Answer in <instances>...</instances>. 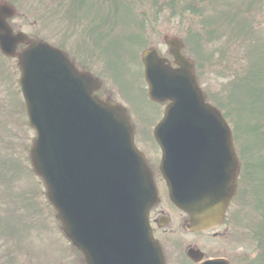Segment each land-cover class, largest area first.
<instances>
[{
  "label": "water",
  "instance_id": "water-1",
  "mask_svg": "<svg viewBox=\"0 0 264 264\" xmlns=\"http://www.w3.org/2000/svg\"><path fill=\"white\" fill-rule=\"evenodd\" d=\"M0 13V43L33 44L21 57L22 86L37 139L31 155L66 233L87 259L113 251L115 227H147L155 188L133 143L125 113L94 97L95 81L75 71L56 50L12 34ZM181 70L147 53L151 98L173 101L156 136L169 162L174 203L191 216L193 231L218 225L237 180L232 136L216 110L205 105L191 64L175 48ZM225 162H229L225 164ZM229 167L223 172L221 166ZM142 234L141 241L147 242Z\"/></svg>",
  "mask_w": 264,
  "mask_h": 264
},
{
  "label": "rangeland",
  "instance_id": "rangeland-1",
  "mask_svg": "<svg viewBox=\"0 0 264 264\" xmlns=\"http://www.w3.org/2000/svg\"><path fill=\"white\" fill-rule=\"evenodd\" d=\"M23 1L19 5L17 3H14V5L18 6V12L25 14L22 16H28V14L34 16L30 19V22H38L39 29L42 30V37L55 42V35L57 34V36L61 37L60 45L65 44L68 49L83 56L87 53L86 48L91 46L90 54L85 58L87 59V64L90 63L97 72L105 74L104 81L116 93L121 103L132 109L133 115L141 125L146 137L150 135L157 121L163 118L165 108L163 106L157 107L147 100L148 90L144 82V68L141 62V54L144 50L153 46L157 47L163 55L169 57L168 48L164 44V37L169 35L171 37L183 38L189 55L196 60L199 73L204 79H201L202 82L204 81L202 83L203 90L209 93L210 101L217 103L225 112L229 111L233 126L238 129L241 148H239V152L241 155L249 154L245 153V151H252L256 155L264 153L263 147L255 144L259 140L261 142L264 141V44L262 42V37L264 39V28L260 30L263 35L258 31L253 32L251 31L249 22L246 21L247 31L251 32L243 36H246L247 41L251 40V45L254 49H250L248 52L250 53V57L247 56V60L245 61L246 72L234 76V72L237 71L240 64L244 65L245 63H237L236 59L232 56V51L236 49L237 53L244 54L242 52L246 50L236 48L235 38L233 37L228 40V43H226L227 38L217 40L211 29H207L203 34H200L202 36H200V40L202 41V38H204L208 41L210 38H213V42L209 43L208 41L204 47H201L196 41L195 36H190L194 19L190 14H186L183 17L177 15L170 17L169 15L172 12L169 8L174 5L169 4L166 0H82L83 3H86V1L88 3L82 4L78 9L75 8V0ZM189 1L192 4H197V1L201 2V4L205 1L206 3L212 2L213 8L208 9L209 11L202 18L205 26V20L214 24L220 23L221 18H225L224 27L229 24L232 18L247 20L248 0H245V5H239V0H225V2H222L223 0ZM127 13L138 17L141 23L140 28L134 26V23L127 19ZM88 15L92 16L90 22H88L89 19L86 17ZM251 15L257 21H261L263 19L262 15H264V6L260 2H256ZM20 21L17 22L19 23ZM119 22L120 24H118ZM92 25L99 32L102 30L106 31L107 26L116 28L119 34L122 33L120 37H127L129 31L138 32L139 29H142V32L145 34V42L136 46V50H129V47L126 50L118 51L114 57L109 59L113 63H119V79L117 81L113 74L107 70L111 69L110 65H106L105 61L107 60L103 61L95 55L97 47L94 44L87 41L86 46H81L76 39L70 38L74 35L76 28L79 31H83ZM221 27L222 25L219 24L217 32L224 28L219 30ZM227 33H229V30H227ZM255 38L256 41H254ZM224 50V56L228 57V69L220 60V54ZM0 63L3 65L2 69L0 68V82H3L4 86L2 101L7 104L4 111L0 109V135L5 137L8 129L6 116L7 113H11L13 125H17V140L13 142L15 143L14 146H21L26 150V147L30 146L32 140V132L28 131L25 125L27 120L18 111L8 110L9 85L14 86V95H18L19 97L16 76L12 78L3 71V69L12 68V64H15V62L6 60L0 55ZM203 64L207 70H200ZM226 75L229 76V79L225 78ZM233 76L235 81H231ZM136 88L138 89L135 90ZM252 126L257 134L250 136L249 139L245 137V134L250 132L251 129L248 127ZM139 145L142 146L144 144L140 141ZM151 145L155 148L154 144ZM158 153L160 152L158 151ZM16 156L18 158H13L14 166L12 172L20 169L23 171V177L21 179L15 177L11 179L10 184L5 189L7 200H10L14 196L17 187L24 188L28 185L30 188H34L38 184L30 171L28 162L23 159L25 152H21ZM18 159L23 160V162H19ZM241 209V227L235 229V239L229 236L226 237V243H220V239L213 241L214 239H211L212 233L190 235L185 231L182 233L180 226L175 229L179 233L181 240L186 242V245L197 244V242L201 241L207 250L216 249L220 250L221 254L232 255L234 264H256V259L260 260L258 264H264V253H262V257L260 258L255 257L253 254L256 250L255 244L251 245L248 242V235L245 230L249 217L245 208ZM10 213L11 211L8 210V207L2 212L0 219V241L7 240V233L17 230L10 222L9 217L13 219ZM14 224L17 225L15 221ZM57 238L59 239V237ZM11 245L12 242H6L3 247H0V261L8 254ZM184 253V246L180 245L175 257L177 258L180 255V261L176 264H187L183 260H186ZM26 257L30 259L29 255H26ZM52 258L54 261L56 260L55 257ZM73 258L77 259L78 256L73 255ZM45 262L48 263V260ZM27 264H40V262ZM49 264H56V262Z\"/></svg>",
  "mask_w": 264,
  "mask_h": 264
},
{
  "label": "flooded vegetation",
  "instance_id": "flooded-vegetation-1",
  "mask_svg": "<svg viewBox=\"0 0 264 264\" xmlns=\"http://www.w3.org/2000/svg\"><path fill=\"white\" fill-rule=\"evenodd\" d=\"M154 160L151 161V164L153 163ZM153 166H156V162L153 163ZM162 212L159 210L155 215L153 214V221L157 222V220H159L158 217H156V215L159 216V214H161Z\"/></svg>",
  "mask_w": 264,
  "mask_h": 264
}]
</instances>
